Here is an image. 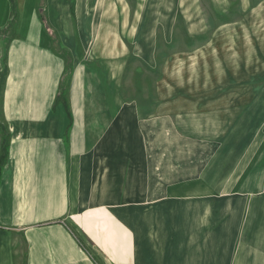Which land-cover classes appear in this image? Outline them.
<instances>
[{
  "label": "crops",
  "instance_id": "obj_1",
  "mask_svg": "<svg viewBox=\"0 0 264 264\" xmlns=\"http://www.w3.org/2000/svg\"><path fill=\"white\" fill-rule=\"evenodd\" d=\"M124 1L0 0V264H93L71 218L88 216L91 226L106 203L92 190H120L122 202L125 186L138 190L148 218L146 247L131 264H264V84L242 109H189L187 91L163 87L126 99L132 70L155 68L161 44L152 17L150 38L136 45ZM241 182V249L234 221L209 213L189 222L193 202L182 203L179 229L166 224L171 203L159 205L168 209L159 232L156 194Z\"/></svg>",
  "mask_w": 264,
  "mask_h": 264
},
{
  "label": "rangeland",
  "instance_id": "obj_2",
  "mask_svg": "<svg viewBox=\"0 0 264 264\" xmlns=\"http://www.w3.org/2000/svg\"><path fill=\"white\" fill-rule=\"evenodd\" d=\"M129 1H124L118 9L134 12L135 18L130 21H134L131 34H137L136 45L141 48L150 38L147 25L152 17H155L153 39L161 45L156 53L155 68L138 63L139 70H132L133 79L124 88L126 99L132 100L139 94L143 95L148 88L159 87L171 92L175 90L173 96L177 97L185 94L181 90L187 91V106L193 110L242 109L249 107L255 96L259 99L264 84L261 83L264 79V12H260L259 7L263 4L258 0L245 1L246 4L242 0ZM127 22L125 37L131 38ZM176 103L180 108L186 106ZM123 151L125 168L129 166L124 171L127 177L131 168L127 157L130 161L134 150L129 146ZM240 181H243L242 176ZM201 185L189 182V186ZM239 187L241 190H181L179 187L165 190V194H156V210L152 218L156 216L157 228L163 234L165 231L161 225L164 223L158 219L164 212L168 213V209L159 205L171 203L166 224L179 229L182 203L193 202L189 222L201 221L209 213L221 221H234L236 249H241L243 210L246 206L249 208V197L247 190H242V182ZM137 191L126 190L125 186L121 202L120 190H92L97 200L106 197V203L100 205L103 210L99 205L94 206L100 207L101 211H92L91 226H85L89 223L88 216H82L79 222L78 217L71 218L73 223L69 220L75 224L77 240L93 264H131L132 253L138 247L140 251L146 247L147 209L144 212L139 206L142 202Z\"/></svg>",
  "mask_w": 264,
  "mask_h": 264
},
{
  "label": "trees",
  "instance_id": "obj_3",
  "mask_svg": "<svg viewBox=\"0 0 264 264\" xmlns=\"http://www.w3.org/2000/svg\"><path fill=\"white\" fill-rule=\"evenodd\" d=\"M3 58H5V55H3Z\"/></svg>",
  "mask_w": 264,
  "mask_h": 264
}]
</instances>
